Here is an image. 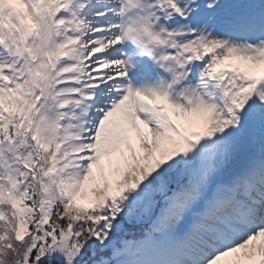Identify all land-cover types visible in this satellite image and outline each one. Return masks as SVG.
<instances>
[{"label":"snow or ice","instance_id":"obj_1","mask_svg":"<svg viewBox=\"0 0 264 264\" xmlns=\"http://www.w3.org/2000/svg\"><path fill=\"white\" fill-rule=\"evenodd\" d=\"M0 264H264V0H0Z\"/></svg>","mask_w":264,"mask_h":264}]
</instances>
